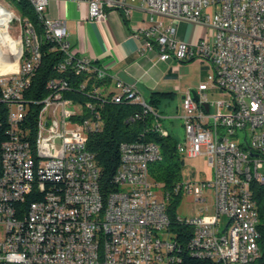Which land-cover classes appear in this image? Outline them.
<instances>
[{
  "label": "built area",
  "instance_id": "obj_1",
  "mask_svg": "<svg viewBox=\"0 0 264 264\" xmlns=\"http://www.w3.org/2000/svg\"><path fill=\"white\" fill-rule=\"evenodd\" d=\"M35 1L45 14L47 0ZM74 1L85 2L95 21L105 20L109 9L126 20L132 12L126 0ZM140 5L148 25L135 31L144 34L146 46L157 45L160 60L200 58L211 69L195 91L198 101L193 91L182 98L185 139L177 149L184 157L205 153L212 177L200 182L183 177L173 191L205 202L204 192L211 190L214 215L169 216L168 195L154 190L150 164H144V154L158 161L161 150L144 132L120 144L117 189L102 191L87 147L88 134L102 126L92 100L139 103L155 117L153 128L167 134L159 112L135 83L114 79L105 65L79 56L58 18H48L55 24L51 33L62 40V47H55L62 52L57 69L69 72V65H77L79 75L110 77L113 86L88 88L80 82L73 92L81 101L66 97L72 84L56 77L47 81L43 96L28 98L43 42L28 18L8 9L0 22V31L6 26L10 35L0 36V63L16 67L0 72V264H179L185 251L205 264H249L258 257L260 221L251 185L264 179V0H141ZM181 20L201 24L207 33L192 44L179 41L175 32ZM15 21L19 29L13 36ZM21 29L36 38V59H28ZM208 90L228 96L213 113ZM26 101L35 102L39 129L27 126ZM56 123L65 124L64 141L55 140ZM34 131L43 132L42 144H34ZM43 147H50V155H43ZM230 210L239 211V220L229 240L218 242L221 220ZM176 226L192 232L186 247L172 229ZM102 230H109V242H102Z\"/></svg>",
  "mask_w": 264,
  "mask_h": 264
},
{
  "label": "trees",
  "instance_id": "obj_2",
  "mask_svg": "<svg viewBox=\"0 0 264 264\" xmlns=\"http://www.w3.org/2000/svg\"><path fill=\"white\" fill-rule=\"evenodd\" d=\"M16 3L20 6L22 17L28 18L38 36H42L43 27L41 20L31 3L28 0H17ZM55 47L60 46L54 40L43 43L40 65L32 80V87L26 93L28 98L43 96L47 90V81L56 77H63L72 84L73 90H71L72 92L65 91L66 97L80 99L81 101L84 98L75 93L80 82H85L88 88H92V85L108 86L110 84V77L95 79L92 74H90L91 77L86 74L79 75L77 65H69V72H60L57 69V64L62 58V52L55 50ZM96 63L98 62L96 61ZM110 94L111 92L108 93V95ZM169 94V92L153 91L147 103L155 109L161 100V96ZM92 101H94L99 111L102 126L99 131L88 134L87 147L93 153L99 169L100 189L105 193L117 189L113 179L120 164V144L123 141L137 140L144 132L145 139L154 141L160 147L161 155L158 161L154 160L149 163V176L153 186L158 187L164 197L168 195L167 211L169 216L174 219V216H176L175 209L181 194L173 191V187L181 181L183 172L189 169L184 164L185 157L177 149L178 140L169 132L165 134L161 132V129L153 128L156 124L155 117L139 103L128 100L98 102L93 99ZM26 109L28 111L27 126L31 127V129H37L38 123L34 122L35 102L26 101ZM36 132L34 131V137ZM192 172L194 173V171ZM251 188L259 213L258 230L260 237L258 242L260 253L249 264H264V182H253ZM34 199L33 197L30 200ZM186 228L181 226L172 227L184 247L187 246V242L192 235V232ZM179 264H205V261L195 258L188 251H185L184 259Z\"/></svg>",
  "mask_w": 264,
  "mask_h": 264
},
{
  "label": "crops",
  "instance_id": "obj_3",
  "mask_svg": "<svg viewBox=\"0 0 264 264\" xmlns=\"http://www.w3.org/2000/svg\"><path fill=\"white\" fill-rule=\"evenodd\" d=\"M126 1L132 9L128 20L114 9L107 11V18L103 21L91 20L87 4H77L74 0H47L45 16L62 19L66 39L78 55L105 65L112 78L135 83L143 96L148 93L150 97L153 91L172 92L174 89L168 84L176 77L181 61L173 58L160 60L157 45H145L144 34L135 30L148 25V12L141 7V0ZM200 25L185 20L177 22L175 38L191 44L197 42L207 33V29ZM210 71L208 64L200 59L202 81ZM112 86L111 81L107 87Z\"/></svg>",
  "mask_w": 264,
  "mask_h": 264
},
{
  "label": "rangeland",
  "instance_id": "obj_4",
  "mask_svg": "<svg viewBox=\"0 0 264 264\" xmlns=\"http://www.w3.org/2000/svg\"><path fill=\"white\" fill-rule=\"evenodd\" d=\"M29 1V0H28ZM17 0H3V5L11 9L15 14L22 16L20 6L16 3ZM19 22L15 21L10 27V33L13 36H16L19 26ZM200 27H202L200 25ZM179 70L176 73V77L170 79V87H173L174 90L169 92V95L161 96V100L155 108L159 111L160 119L159 122L162 124L164 129L170 131L171 134L179 141L183 142L185 139L184 125L182 119V96L188 91H196L199 84L202 82L200 78V59L193 58L186 61H181L178 63ZM10 71L8 66L1 67L0 72ZM174 91V92H173ZM144 97L147 99L149 94H144ZM208 101L211 105V112L213 113L218 109V102L228 99V96L224 95L219 91H209L208 92ZM184 164L187 168L183 172V177H191L195 181H201L203 179L210 180L212 177V170L208 163V158L205 153H201L195 157L184 158ZM190 169L194 173H190ZM154 190L157 191L159 195L162 194L160 189L154 187ZM207 196L205 202L195 201L191 195L181 194L180 200L176 206L175 213L181 217L191 218L198 216L200 214H207L209 216L214 215V203L211 190H206L204 192ZM205 207H208V210H205ZM203 208L201 211L200 209Z\"/></svg>",
  "mask_w": 264,
  "mask_h": 264
},
{
  "label": "bare ground",
  "instance_id": "obj_5",
  "mask_svg": "<svg viewBox=\"0 0 264 264\" xmlns=\"http://www.w3.org/2000/svg\"><path fill=\"white\" fill-rule=\"evenodd\" d=\"M32 7L38 14L42 27L43 33L40 36V41L49 42L54 40L58 42L59 46L62 47V40H59V36H55V24L48 22V17L45 14H42V10L39 9V4L35 0H29ZM8 8H6L3 4H0V22H2V17L7 15ZM30 28L33 30L34 35H38L33 28V25L30 22ZM0 36H10L6 32V26H3L0 31ZM21 39H28V59H36L37 58V48H36V38H31V31L29 29H21ZM1 67L8 66L9 70H14L16 64L10 62L9 64L2 65ZM37 129H39V122ZM162 133H165L161 131ZM65 137V124L64 123H56L55 128V140L56 141H64ZM43 141V132L37 131L34 137V144H42ZM43 155H50V147H43ZM160 152H158V159L160 158ZM155 160V155L153 154H144V164H149L150 162ZM255 182H264V179H255ZM236 220H239V211L238 210H230L227 211L226 216H224L223 220H221L220 227V235H218V242H226L230 238V232L233 230V224H235ZM102 242H109V230H102Z\"/></svg>",
  "mask_w": 264,
  "mask_h": 264
},
{
  "label": "water",
  "instance_id": "obj_6",
  "mask_svg": "<svg viewBox=\"0 0 264 264\" xmlns=\"http://www.w3.org/2000/svg\"><path fill=\"white\" fill-rule=\"evenodd\" d=\"M192 93H193V97H194V99H195L196 101H198V96H197L196 92L193 91ZM182 98H183V96H182ZM204 106H205L206 110H208V108H209V107H208V104H204Z\"/></svg>",
  "mask_w": 264,
  "mask_h": 264
}]
</instances>
